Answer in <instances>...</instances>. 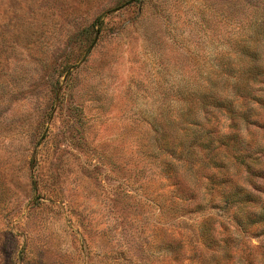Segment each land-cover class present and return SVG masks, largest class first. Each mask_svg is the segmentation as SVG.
Listing matches in <instances>:
<instances>
[{
  "label": "rangeland",
  "instance_id": "obj_1",
  "mask_svg": "<svg viewBox=\"0 0 264 264\" xmlns=\"http://www.w3.org/2000/svg\"><path fill=\"white\" fill-rule=\"evenodd\" d=\"M203 261L264 264V0H0V264Z\"/></svg>",
  "mask_w": 264,
  "mask_h": 264
},
{
  "label": "trees",
  "instance_id": "obj_2",
  "mask_svg": "<svg viewBox=\"0 0 264 264\" xmlns=\"http://www.w3.org/2000/svg\"><path fill=\"white\" fill-rule=\"evenodd\" d=\"M257 42H256V44H258ZM175 184L177 185L178 192L180 191V195H183V193H184L183 186L180 184V182H175ZM187 207H189L187 211L192 212L193 211L192 207H194V210H201L203 208V205H201L200 203L199 204L190 203L189 205H187ZM179 249H180V246H178V251H179ZM203 262H204V264H210V262H208V261H203Z\"/></svg>",
  "mask_w": 264,
  "mask_h": 264
}]
</instances>
